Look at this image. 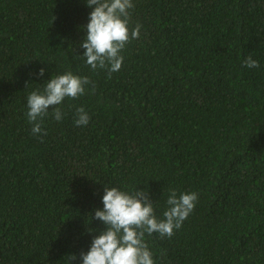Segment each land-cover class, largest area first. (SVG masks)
<instances>
[{
	"label": "trees",
	"instance_id": "trees-1",
	"mask_svg": "<svg viewBox=\"0 0 264 264\" xmlns=\"http://www.w3.org/2000/svg\"><path fill=\"white\" fill-rule=\"evenodd\" d=\"M132 2L109 74L83 57L86 0H0V264H82L105 186L147 188L158 219L170 189L198 194L171 238L145 234L154 264H264V0ZM66 72L94 91L33 135L28 95Z\"/></svg>",
	"mask_w": 264,
	"mask_h": 264
},
{
	"label": "clouds",
	"instance_id": "clouds-1",
	"mask_svg": "<svg viewBox=\"0 0 264 264\" xmlns=\"http://www.w3.org/2000/svg\"><path fill=\"white\" fill-rule=\"evenodd\" d=\"M86 5L92 11L86 25V36L80 45L86 49L83 57L92 70L107 69L109 74L118 72L124 61L121 53L126 44L140 35L141 25L129 27L130 9L134 4L132 0H86ZM243 63L246 68L259 67V62L251 55ZM39 75H44L43 68ZM90 83H93L94 91V82L89 77L66 72L51 77L43 90L32 91L27 97L26 116L32 125L33 135L42 133L43 120L49 108H53L54 118L60 121L63 112L58 106L66 97L76 99L84 95L85 86ZM89 121L90 116L85 109L78 108L75 124L86 126ZM197 201L196 192L177 195L176 189H170L166 201L169 207L163 213L164 219H158L147 188H137L129 193L105 186L103 209H96L93 218L103 222L106 229L94 237L87 253L81 252L82 264H154L145 234L159 233L161 237L171 238L174 230L179 229L194 210ZM75 260V255L69 256V264Z\"/></svg>",
	"mask_w": 264,
	"mask_h": 264
}]
</instances>
